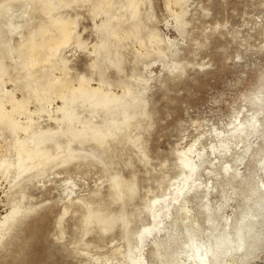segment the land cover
<instances>
[{"label":"bare ground","instance_id":"6f19581e","mask_svg":"<svg viewBox=\"0 0 264 264\" xmlns=\"http://www.w3.org/2000/svg\"><path fill=\"white\" fill-rule=\"evenodd\" d=\"M164 1L170 13L176 17H173V22L177 19L181 32H185L186 4L189 0ZM78 8H86L93 20V32L96 33L94 42H89L79 30L83 14ZM153 8L152 0H0V191L3 193L0 201L5 202L2 206L8 205L0 211V249L8 242H4L7 238L10 239L13 233L19 232L18 229L24 228L25 225L23 228L19 226L20 218L29 219L39 208L23 203L27 196L24 191L27 186L39 178H45L56 167L67 168L72 163L75 165L84 161L92 165L100 162L104 170L108 171L112 164H118V157L121 156L116 153L114 141L141 143L142 132L134 131L146 120L145 116H151L153 111L144 106L148 97L145 94L149 93L145 92L149 81L145 75L147 71L144 73L138 63H150L147 60L155 55H158L155 59L164 60L168 56L169 44L174 46L175 43L173 38L162 35L150 25L155 17ZM72 43L94 54L90 60L89 73L72 74L70 60L63 54L64 49ZM128 47L133 49L135 64L131 75L128 72L123 76L121 74L126 71L125 64L128 61ZM176 60L168 69L172 72L176 69L184 71L185 65ZM164 61L170 64L168 60ZM111 69H114L117 77L112 76ZM172 76L168 80L175 78L173 76L172 79ZM259 89L248 96L251 113L245 117L243 115V118L235 116L227 129L215 132L216 143H211V150L216 152L218 188L221 192L228 185L232 188L230 195L223 194L226 199L216 204V209L212 208L208 199L204 201V197L207 198L214 188L217 189L216 184L197 182L207 162L208 151L198 150L199 138L195 137L197 141L192 142L188 148L176 150L180 151L178 177L170 181L169 187L166 186L161 194L148 200L145 209L136 213L126 211L127 207L119 212L109 210L106 207L107 197L101 198L99 190L94 191L91 197L81 199L88 206L82 224L85 234L98 230L103 240L106 234L121 226V236L127 242L124 250L118 249L123 264H244L259 256L258 252L264 248V179L257 180L256 174L260 170L264 171V142L262 144L260 139L261 142H258L261 145L255 149L250 142L255 136L264 140V84ZM77 102L81 104L75 105ZM89 111L93 114H89ZM84 112L88 113L87 117L82 116ZM243 114H246V109ZM99 116L101 120L94 119ZM74 117L77 123H72ZM148 122L150 126L152 123ZM240 144H243V150L235 156L233 149ZM142 149L141 159L149 160L147 152ZM230 152L234 153L233 159ZM229 153L231 157L228 162L224 158ZM245 161L249 171L242 174L236 164ZM137 174L125 178L121 170L116 168L109 176L110 186L114 190L108 192L110 200L114 203L122 200V204H127L134 199L140 183ZM161 177L157 180L160 181ZM65 184L68 185L67 197H71L76 183L67 177ZM202 191L203 196L200 195ZM18 193L22 194L23 201L14 198L16 194L18 198ZM199 195L201 207L193 211L192 196ZM234 196L240 198V205L233 216L225 214L227 202ZM169 198L180 201L179 205L175 206L173 202L168 204ZM64 210L65 214L69 209ZM145 217H151L152 221L139 229L138 223ZM61 232L63 234V230ZM150 244L151 262L146 253V247ZM101 256L96 258L102 260Z\"/></svg>","mask_w":264,"mask_h":264},{"label":"rangeland","instance_id":"374dc122","mask_svg":"<svg viewBox=\"0 0 264 264\" xmlns=\"http://www.w3.org/2000/svg\"><path fill=\"white\" fill-rule=\"evenodd\" d=\"M152 2L154 5L153 11L155 17L152 22H150V25L157 28L162 35L168 36L171 39L173 38L172 40L175 42L173 44L177 47L174 48L172 44H169V46H171L168 47V56L164 59L166 61L168 60L170 63L168 65L160 58L155 59L158 55L148 59L147 61H150V63L148 62L149 64L146 63V61L138 63L139 68L142 69L144 73L147 71L145 75L149 81L147 83L148 90L145 91L149 93L145 94V96L148 95V97L144 106H146L145 109L151 108V111H153L151 114L152 118L146 115V120L134 131L138 133L142 132L141 143L131 142V144L129 140L123 142L114 141L116 153H119L122 157L119 156V160L116 157L118 164H112V168L108 171L104 170V165L102 164L101 166L100 162H94L93 164L91 163L92 165H88L89 162L86 163L83 161L82 163H77L79 166L72 163L67 168L63 166L56 167V169H53V172L51 170L45 178H39V180L34 181L35 183L33 182L34 184L31 183L29 187L27 186L24 190L27 192L24 201L22 200V194L18 193L20 194L18 198L16 194L14 197L16 200H22L26 206L27 204H29L28 206L32 204L39 208L36 211L37 214L36 212L32 214L34 217L30 216L29 219H27V217L20 218L19 226H27L26 228L24 226V228L22 227L23 229H18V231H22L23 234L22 232L19 233L16 231V233H13V237L10 236V239L7 238V240L4 241H8L9 243H4L3 250L0 249V264H114L112 260H114L115 264H123L122 254L118 252V249L123 248L122 250H124L127 242L126 239L122 237L123 233L121 232V226H117L111 233L106 234L103 240H101L102 238H100L98 230L85 234L82 224L84 213L87 212L88 206L84 201L83 204L81 199H87L91 197L92 194L94 195V191L99 190L101 198L105 199L107 197L105 199L108 202L106 207L109 210L119 212L127 207L126 211L131 210L130 212L136 213L141 209H145L148 200H152L154 196L161 194L163 189L166 190V186L169 187L170 181L173 182L172 180L176 179L180 174V168L178 166V154L180 151L177 152L176 150L188 148V146H190L192 142L197 141L198 138V150L205 151L206 153L208 151V153L207 162L204 169L198 175L197 182H209L217 186V189L214 188L207 198L204 197V201L208 199L212 208L216 209V204L225 201L226 197H224V195L231 194L232 188L230 185L226 186L223 192L218 188L219 184L218 181H216V152L211 150V143H216L214 140L217 139L215 138L217 131L227 129L228 124L234 120L235 116H241L240 118H243V115L245 117L251 113L249 110L250 102L248 96H252L254 92L259 91V88L264 84V0H189L186 4L189 12L187 11V17H185L187 21L185 32H181V27L177 19H174L175 23L173 22V17H176L173 16L174 14L170 13L164 0H152ZM69 10L72 12L74 11L73 9ZM79 10L83 14L80 20L79 30L87 40L89 39V42H94L96 33L93 32L95 31L93 20L91 16H89L86 8H80ZM84 27L87 28L84 29ZM262 32L263 34H261ZM186 36L188 38H186ZM176 37L177 42L175 41ZM183 37H185V39ZM63 54L70 60L69 65L73 69H71L72 74H76L77 72L89 73L91 71L89 64L94 54H90L86 49L80 48L76 46L75 43H72L64 49ZM174 54L175 57H173ZM126 57H128V61L125 64L126 71L121 74L123 76L129 73L131 75L132 66L135 64V56L131 47L126 49ZM180 57L182 60L185 59V62L180 60ZM175 60L176 62L179 60L180 64L185 65L184 71L179 72V69H176L172 72L168 69L170 67L169 65H172ZM187 61L189 62L188 65ZM145 64L146 66H144ZM152 69L154 72H152ZM110 71L112 76H118L114 69ZM167 71L172 75L174 74L173 76L175 78ZM159 72H161L159 74L160 76L158 75ZM152 75H154V77ZM171 76L172 79H174L168 80ZM96 77L98 78V74H96ZM159 81L161 83H159ZM92 82H96V80H92ZM154 84L157 86L155 87ZM57 101L58 100L53 103V106ZM79 104L81 103L77 102L75 105L79 106ZM245 109L246 114H243L245 113ZM237 112L241 113L238 114ZM89 114L93 113L89 111ZM87 115V112L82 114V116L86 117ZM142 117H144V115H142ZM94 119L101 120L102 117L99 116ZM148 121H150V124L152 123L150 126ZM72 123H77L75 117ZM195 137L197 139H195ZM256 138L257 136L250 140L254 149L261 145L259 144V142H261L260 139H262V144L264 142L262 137L257 138L259 140ZM200 139H202V142ZM199 143L203 144L200 145ZM242 145L243 144H240V146L233 149L236 154L235 156L243 150ZM184 146L185 148H183ZM137 148L140 150V152L138 151L139 153L137 152ZM142 148H144L147 152V156H149L147 157L149 158V160L147 159L148 161L146 158L141 159L143 155ZM254 149H252V151ZM131 152L133 153L130 154ZM230 153L229 156L224 158L225 161L228 160L229 162L231 155V159H233L234 153H231V155ZM138 155H140V158ZM193 155L194 159L197 160V156H195V154ZM128 156H131L133 159ZM129 159H131L132 162ZM224 159H222L223 162H225ZM125 161H127V163ZM119 163L121 164L120 167ZM124 164H126V166ZM236 165L242 174L249 171L246 166V161L244 163L238 162ZM116 168L121 170L125 178L132 177L134 173H138L137 176H139L138 179L140 183L137 193L134 199L128 201L127 204H122V200H116L115 203L110 200V194L108 192L111 193V191L114 190L110 186L111 180L109 176H111V173L115 172ZM263 172L264 171L260 170L256 174L257 180L264 179ZM162 175L165 179L161 177ZM67 177H71L72 181L76 183V185L73 186L75 190L71 194V197H67L66 189L68 185L65 184V179ZM159 177H161L160 181L157 180ZM229 187L231 189H229ZM28 188L29 190H27ZM203 194L202 191L200 195L203 196ZM2 196L3 193L0 191V197ZM201 196H192L191 206L193 211L200 209L201 206L199 204L202 201L200 200ZM118 201L121 202L118 203ZM4 203L5 202L0 201V211H2V208L5 210L8 207L6 204V207L2 206ZM94 203L95 202H93V205L96 206V203ZM167 203H176V206L179 205L180 201H172L169 198ZM239 205L240 198L234 196V198L229 199L227 207L224 209L225 214L233 216L234 211L238 209L237 207H239ZM122 206H125V208ZM64 208L69 209L65 214ZM28 220L31 223L28 222ZM151 221V217H145L141 223H138L139 229L143 224H148ZM62 230L63 234H61ZM14 235H16V238ZM26 235H28V240H26ZM59 235H61V238L58 237ZM92 236L94 237V240L92 239L93 241L90 239ZM95 237L99 241L96 240ZM76 239H79L81 243L78 244L80 241L78 240V242ZM10 240L12 242L11 244ZM5 244H7L8 247H4ZM121 245L123 246L120 247ZM82 247L84 248L82 249ZM86 249L90 250L91 253L90 251L85 252ZM150 250L151 244L146 247L149 262L152 260ZM7 253L10 254L8 255ZM258 253L259 256H256L257 258H252L250 259L251 261L248 260L244 264H264V248ZM101 254L105 255L101 256ZM110 254L111 256H109ZM91 255L93 256L92 258ZM98 255L102 257V260L97 259L99 258ZM94 258H96V260ZM106 258L114 259L106 261ZM116 258L118 260H115Z\"/></svg>","mask_w":264,"mask_h":264}]
</instances>
